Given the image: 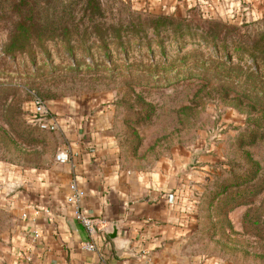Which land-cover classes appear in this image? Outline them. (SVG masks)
Segmentation results:
<instances>
[{
  "label": "rangeland",
  "instance_id": "rangeland-1",
  "mask_svg": "<svg viewBox=\"0 0 264 264\" xmlns=\"http://www.w3.org/2000/svg\"><path fill=\"white\" fill-rule=\"evenodd\" d=\"M96 1L92 14L86 0H36L46 32L6 55L18 17L0 0V264L18 218L8 179L42 166L60 139L30 122L34 96L53 111L111 105L129 171L189 160L194 262L264 264V10L236 19L198 4Z\"/></svg>",
  "mask_w": 264,
  "mask_h": 264
},
{
  "label": "crops",
  "instance_id": "crops-1",
  "mask_svg": "<svg viewBox=\"0 0 264 264\" xmlns=\"http://www.w3.org/2000/svg\"><path fill=\"white\" fill-rule=\"evenodd\" d=\"M147 2L157 10L198 4L210 13L236 19L264 10V0ZM111 109L97 102L58 107L56 152L22 178L8 179L13 186L10 207L18 218L7 264H208L194 262L188 245L189 160L172 156L150 171L127 170L113 134ZM64 148L69 150V161L57 163L55 154ZM72 179L83 190L80 209L108 224L105 235L94 238L96 251L81 247L89 237L67 201ZM113 226L117 236L111 240L108 233Z\"/></svg>",
  "mask_w": 264,
  "mask_h": 264
},
{
  "label": "built area",
  "instance_id": "built-area-1",
  "mask_svg": "<svg viewBox=\"0 0 264 264\" xmlns=\"http://www.w3.org/2000/svg\"><path fill=\"white\" fill-rule=\"evenodd\" d=\"M30 122L38 129L45 132H56L60 127L59 117L49 107L48 103L37 96L31 101ZM57 163H67L69 161V150L67 148L59 150L55 154ZM70 193L67 201L74 205L75 217L84 226L89 240L81 244V247L87 251H96L97 247L94 238L98 235H105L107 232L104 220L92 217L88 212L80 209V201L83 196V190L77 185L75 179L69 184ZM37 236V233L34 232Z\"/></svg>",
  "mask_w": 264,
  "mask_h": 264
},
{
  "label": "trees",
  "instance_id": "trees-1",
  "mask_svg": "<svg viewBox=\"0 0 264 264\" xmlns=\"http://www.w3.org/2000/svg\"><path fill=\"white\" fill-rule=\"evenodd\" d=\"M12 3L18 18L15 20L8 41L3 47V52L6 55H14L16 52L24 51L28 48V43L32 37L46 32V30H39L36 26L39 22L36 0H12ZM86 5L92 14L99 9L96 0H86ZM262 51L264 56V48ZM37 97L44 100L40 96Z\"/></svg>",
  "mask_w": 264,
  "mask_h": 264
},
{
  "label": "water",
  "instance_id": "water-1",
  "mask_svg": "<svg viewBox=\"0 0 264 264\" xmlns=\"http://www.w3.org/2000/svg\"><path fill=\"white\" fill-rule=\"evenodd\" d=\"M116 226V225H115ZM113 226V229L110 233H108V237L111 239V240H114L117 236V229L116 227Z\"/></svg>",
  "mask_w": 264,
  "mask_h": 264
}]
</instances>
